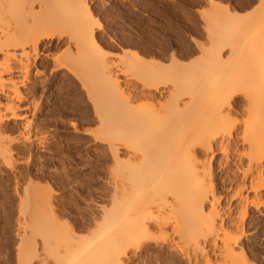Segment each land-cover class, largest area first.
<instances>
[{"label":"bare ground","instance_id":"1","mask_svg":"<svg viewBox=\"0 0 264 264\" xmlns=\"http://www.w3.org/2000/svg\"><path fill=\"white\" fill-rule=\"evenodd\" d=\"M258 5V25L251 23L248 29L245 26L243 30L234 29L242 35L236 36L239 39L234 35V40L229 37L216 41L205 61L187 77H178L174 57L168 65L174 66L170 70L154 57L125 50L131 74L121 80L108 66H99L103 48L92 23L88 0H0V166L13 171L19 163L14 144L21 137L24 141L32 137L30 133L21 136L10 133L11 122L25 119L27 125L31 124L27 114L30 110L34 113L37 102L35 99L28 104L23 102L31 99L28 96L34 95L41 84L48 86L46 77L40 78L46 76L48 63H40L39 59L55 39L72 46L74 52L70 49L72 65L56 60L51 71L66 67L82 83L104 126L99 138L108 143L115 161L120 162V147L128 153L126 161L119 163L120 180H113L116 191L113 205L103 211L102 220L90 236L78 238L71 233L62 242L59 226L53 229L43 219V212L49 214L53 208V199H45L44 195L41 198L40 193L39 198L36 194L31 200L27 194L21 198L20 211L30 209L28 216L32 212L34 217L30 218L31 228L36 226V232L43 235L47 245L52 244L51 239L55 240L52 244L55 247H49L55 263L46 257L42 258L43 264H131L149 250V244L163 246L151 232L170 221L181 236L197 245L198 251L207 252L210 244L207 235H211V230L215 233L218 219H223L215 213L222 201V196L216 193L212 173V161L217 153L222 154L223 162L220 161L224 164L234 161L232 180L240 181L226 197L229 207L260 204L258 200L264 189L258 186L264 173V0H259ZM214 6L221 7L219 2ZM227 50L229 54L224 57ZM45 56L49 57L47 53ZM142 100L150 101L153 110ZM154 104L161 108L154 109ZM36 134L33 132L35 139ZM233 144L239 145L233 149L236 154L230 153ZM198 150L205 152L204 158L198 156ZM167 207L172 211L170 216L162 214ZM51 214L50 218L56 219ZM49 216L47 219L52 220ZM224 237H221L223 241ZM25 238V235L21 237L25 242L22 241L20 248V263L31 264L29 258L32 260L38 249L33 240L27 242ZM226 240L225 252L222 251L226 261L245 264L243 251L239 255L233 242ZM60 246H64V251H60Z\"/></svg>","mask_w":264,"mask_h":264},{"label":"rangeland","instance_id":"2","mask_svg":"<svg viewBox=\"0 0 264 264\" xmlns=\"http://www.w3.org/2000/svg\"><path fill=\"white\" fill-rule=\"evenodd\" d=\"M210 2L211 0H88L93 15L92 23L97 29L98 41L103 48L101 53L103 56L100 55L99 60V62L102 60V64L99 66H108L121 80L129 78L131 66L129 67L128 55L126 57L124 52L135 50L146 58L154 57L162 61L166 66L172 63L174 57L178 63L175 66L178 77H187L205 61L206 54L217 44L216 41L221 42L229 37L233 38L234 35L240 38L242 35L234 29L240 30L239 27L245 29L251 23L258 25L259 0H214L215 4ZM218 2L221 7L214 6ZM210 26L211 29L213 28L212 31ZM238 37L236 38L239 39ZM69 46L64 41L55 39L48 48H45L44 52L49 57L45 56L46 53L40 54L39 62L48 63V67L45 68L46 76L40 78L46 77L45 80L49 81L48 86L41 84L34 95L28 94V98L31 99L23 102V104L35 100L37 102L34 113H30V110L27 114L32 119L30 126L26 124L25 119L11 122L10 133L16 136L30 133L32 137L30 141H24L21 137L22 139L14 144L15 156L19 163L13 171L0 166V264H22L20 248L23 246L22 241L25 242L21 239L23 235L26 241L33 240L37 246L36 250L38 249L36 254L39 257L33 253L36 257L34 255L32 260L29 258L31 264H43L42 258L46 257H49L51 263L55 261L49 253V247L50 249L55 247L52 245L55 240L51 239L52 244L50 242V246L47 245L43 235L36 232V226L34 229L31 228L30 218L34 217L31 215L32 212L28 216L30 209L27 210L28 213L24 209L20 211L21 198L26 197V194L30 200L38 193L41 198L44 195L45 199H53L51 210L55 211L54 214L45 207L40 208L50 212L45 214L46 212L42 211L43 219H46L43 221L47 222V226H54L53 229L59 226L57 229L61 233L62 242L67 240L66 237L71 233H75L78 238L90 236L99 220H102L100 216H103V211L109 210L113 205V197L116 195L113 180H120L119 163L126 161L128 153L125 148L120 147V162L115 161L108 143L100 139L104 126L92 107L82 83L74 78L66 67L56 72L51 71L56 60L66 63L68 61V64L64 63L66 66L71 64L69 52L74 51L72 46L71 48ZM228 54L227 50L224 57ZM171 68L169 67L170 70ZM22 89L27 92L26 89ZM142 101L145 105L150 104L148 100ZM154 105V109L160 106ZM150 108L152 109L151 106ZM33 132L37 133V139ZM238 146L233 144L230 153L236 154L233 149ZM204 155V151L198 150L200 158H204ZM221 157V153L215 155L212 161V173L216 193L222 196V201L216 206L219 207L217 210L219 215L215 213L217 218L222 216L223 219L222 222L218 219L215 233L211 230V235H207L210 243L207 252L203 254L202 251H198L200 249L197 245L188 240V237L181 236L179 229L169 220L170 223L166 222L167 225L154 228L151 232L163 246L149 244V250L141 253L142 257L139 256L141 260L137 258L131 264H140V262L141 264L143 262V264H230V259L228 258L230 262L226 261L227 256L222 255L225 252L223 245L226 239L230 243L233 242L234 250L239 255L243 251L245 264H264V189L258 200L260 203L258 206L246 203L245 208L244 203L243 207L240 204H233L230 208L226 197L240 185V181L232 180V173L236 169L234 161L230 160L229 164H224ZM262 176L263 179L258 180V186L264 188V173ZM25 187L28 192H25ZM249 195L252 196L253 193ZM228 207L231 210L228 211ZM164 210L162 214L170 216L172 211H169L168 207ZM50 214L55 215L56 219L54 216L50 218ZM47 215L52 220H48ZM221 230H225L228 235H224ZM75 234L74 236L77 237ZM221 237H224V241ZM59 249L64 251L65 248L60 246ZM25 263L23 261V264Z\"/></svg>","mask_w":264,"mask_h":264}]
</instances>
